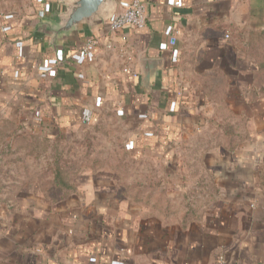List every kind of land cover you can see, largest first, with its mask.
<instances>
[{"label":"crops","instance_id":"0c3cea01","mask_svg":"<svg viewBox=\"0 0 264 264\" xmlns=\"http://www.w3.org/2000/svg\"><path fill=\"white\" fill-rule=\"evenodd\" d=\"M115 1L117 11L132 0ZM140 1L142 28L110 34L104 23L65 39L58 55L36 23L60 0H31L26 18L0 20V115L45 133L119 121L133 153L176 161L175 139L197 133L210 113L179 92L181 81L213 67L228 84L227 68L242 70V81L256 73L249 49L264 42V0ZM90 37L98 44L83 56ZM156 59L161 71L145 85L156 65L141 64ZM259 86L246 88V104L263 101ZM251 113L258 118L248 139L206 161L216 190L198 220L182 227L150 205L118 198L111 173L85 171L54 200L31 192L0 203V264H264V110Z\"/></svg>","mask_w":264,"mask_h":264},{"label":"rangeland","instance_id":"374dc122","mask_svg":"<svg viewBox=\"0 0 264 264\" xmlns=\"http://www.w3.org/2000/svg\"><path fill=\"white\" fill-rule=\"evenodd\" d=\"M30 8L31 0H0V20L26 18ZM249 51L255 62L256 54L263 52L256 43ZM238 60L240 65L241 58ZM226 70L234 76L231 84L221 78V72L215 67L207 72H191L193 78L189 74L188 79L181 81L179 92L192 97L195 106L210 113L202 117L197 133L175 139L179 147H175L170 156L176 161L167 166L157 155L133 153L128 149L129 130L119 121L101 118L51 133H37L26 128L22 120L0 115V203L12 204L21 193L31 192H40L46 199L54 200L70 187L73 177L90 171L111 173L117 188L135 184L132 191H142V198L151 190L165 189L173 208L185 210L184 205L199 198L206 189L202 187L211 183L206 161L227 151L222 145L224 139L219 126L230 124L238 132L246 133L245 139H248V132L256 128L258 118L251 112L264 110V99L249 97L251 101L247 104L242 100V97L247 98L248 87L256 88L260 84L264 91V72L258 70L246 76L247 81H242L237 78L242 70ZM261 119L264 121V117ZM252 141H256V137ZM260 152L264 153V149ZM170 220L181 221L182 218L174 216Z\"/></svg>","mask_w":264,"mask_h":264},{"label":"water","instance_id":"95a60500","mask_svg":"<svg viewBox=\"0 0 264 264\" xmlns=\"http://www.w3.org/2000/svg\"><path fill=\"white\" fill-rule=\"evenodd\" d=\"M60 9L50 17H41L36 23V30L48 37L51 50L60 54L63 41L80 31L92 32L101 27L114 13L115 0H60ZM156 65L145 76V85H150L161 71L160 60H143L141 66Z\"/></svg>","mask_w":264,"mask_h":264},{"label":"trees","instance_id":"16d2710c","mask_svg":"<svg viewBox=\"0 0 264 264\" xmlns=\"http://www.w3.org/2000/svg\"><path fill=\"white\" fill-rule=\"evenodd\" d=\"M261 48L263 49V52H259L260 54H256V59L257 64L259 66V71L264 72V42L260 47H258V50L260 51ZM219 127V129H221L220 132L222 133L224 139L222 145L227 151H233L240 142L245 140L247 136L246 133L238 132L237 129L230 124H224ZM37 133H41V131H37ZM261 178L262 181H264V167L262 168ZM210 182H212L211 179ZM134 188H136L135 184L124 185L123 189L119 187L117 190V197L120 199H128L134 203L148 204L153 207L159 214H161V216L165 219H170L174 216L181 217L182 227H185L187 223L198 220L200 218L202 206L207 204L208 200H213V197L210 192L214 193V191L216 190L212 183H209L206 187H202L206 189H203V192L200 193L201 195L199 196V198H194L192 200V203H195L193 205H191L192 203L185 204V210H182V208L180 207L173 208L174 206H172L171 200L167 196L165 189H162L160 192H155V190H151V192L148 193V196L142 198V191L139 190L137 192H133L132 190ZM152 189H154V187H152ZM151 193L153 195H151ZM195 193H198V190Z\"/></svg>","mask_w":264,"mask_h":264},{"label":"built area","instance_id":"2783aa9c","mask_svg":"<svg viewBox=\"0 0 264 264\" xmlns=\"http://www.w3.org/2000/svg\"><path fill=\"white\" fill-rule=\"evenodd\" d=\"M178 3L175 2V5ZM146 23L145 6L140 0H132L126 5L120 7L113 15L105 22V25L110 34L121 32L125 27L142 28ZM225 38L229 37L226 32ZM98 44V39L90 37L85 41L82 48V55L88 56ZM107 49H112L111 44H108ZM180 94V93H179Z\"/></svg>","mask_w":264,"mask_h":264}]
</instances>
